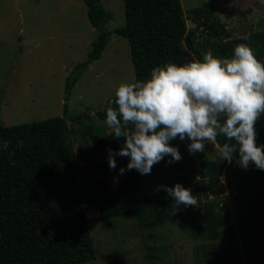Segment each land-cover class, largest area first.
I'll list each match as a JSON object with an SVG mask.
<instances>
[{
  "label": "trees",
  "instance_id": "obj_1",
  "mask_svg": "<svg viewBox=\"0 0 264 264\" xmlns=\"http://www.w3.org/2000/svg\"><path fill=\"white\" fill-rule=\"evenodd\" d=\"M82 1L89 24L97 30L90 42L89 63L100 58L108 43L111 33L104 30V24L112 16L100 0ZM123 8L124 25L112 33L127 40L137 79L147 77L150 69L163 61L182 63L202 58L209 49L214 55L228 56L235 44L245 42L231 38L211 3L187 10L186 16L181 0H123ZM187 21L194 28L188 29ZM201 37H206L205 43ZM247 40L257 42L254 52L264 60V31L253 33ZM87 63L77 65L66 79L65 99ZM112 100L114 97L94 113L96 120L85 112L68 115L64 104L62 116L9 127L0 124V140L8 141V147L0 150V264L93 261L95 250L87 215L94 210L102 220L135 219L141 235L149 239H155L154 232L171 219L186 223L188 236L196 243L194 264H264V233L259 234L264 227V170L252 164L239 166L235 154L230 161L192 157L186 146L190 141L185 138L174 144L181 159L168 163L166 156L148 174L135 168L120 174L118 169L127 164V156H116L115 168L107 163V149H118L124 139L113 136V130L105 131L106 108ZM67 120L82 122V136L89 138L78 150L70 144ZM256 129L257 143L264 142V114L257 120ZM225 139L218 135L214 142L223 144ZM222 169L236 209L237 226L230 223L232 212L218 198ZM111 177L117 179L115 187L110 184ZM176 182L190 188L198 203L181 204L169 215L165 210H170L172 198L164 189H157ZM243 228L252 229L254 234L246 235ZM237 230L245 239L228 245L229 254L226 248L206 249L207 242L224 238L234 242ZM164 255L160 251L146 255V259L158 264L155 260Z\"/></svg>",
  "mask_w": 264,
  "mask_h": 264
},
{
  "label": "rangeland",
  "instance_id": "obj_2",
  "mask_svg": "<svg viewBox=\"0 0 264 264\" xmlns=\"http://www.w3.org/2000/svg\"><path fill=\"white\" fill-rule=\"evenodd\" d=\"M100 3L112 16L104 24V30L111 34L100 58L87 63L90 42L97 30L89 24L82 0H0L1 125L9 127L62 116L64 104L70 111L68 115L85 112L91 120H96L94 113L114 97L118 84L134 78L128 42L112 33L124 25L123 0H100ZM204 3L214 6L215 15L231 38L264 31V0H181L185 16L187 10ZM187 28L192 29L194 25L187 21ZM199 40L205 43L206 37ZM245 42L252 48L257 44L253 40ZM82 63H87L86 67L65 99L66 79ZM67 123L72 148L78 150L85 146L89 138L86 134L82 136L83 123L69 120ZM106 126V133L113 130ZM181 142L178 137L170 141L173 145ZM215 144L208 142L204 151L190 154L217 158ZM219 172L218 190L222 192L218 198L232 212L230 223L237 226L236 209L230 201L224 170ZM109 181L112 187L116 186V178L111 177ZM94 211L87 217L95 259L87 264H151L146 255L160 251L165 255L155 260L158 264H194L196 243L188 236L186 223L171 219L154 232L155 239H149L141 235L135 219L102 220ZM243 230L246 235L254 234L252 229ZM243 233L237 230L234 242L228 238L207 242L206 249L226 248L229 254L228 245L240 243ZM261 233L264 227L259 230ZM124 246L134 250L128 252Z\"/></svg>",
  "mask_w": 264,
  "mask_h": 264
},
{
  "label": "clouds",
  "instance_id": "obj_3",
  "mask_svg": "<svg viewBox=\"0 0 264 264\" xmlns=\"http://www.w3.org/2000/svg\"><path fill=\"white\" fill-rule=\"evenodd\" d=\"M246 41L247 34L237 35ZM115 105V106H113ZM264 114V60L258 59L249 43L233 46L231 55L217 56L209 49L202 58L182 63L166 60L154 65L143 79L120 82L114 100L106 108L105 123L113 136L123 137L121 146L107 149V163L116 167V156H127L118 171L135 168L148 174L165 157L171 163L182 158L174 138L190 141V153L204 151L205 144L224 136L215 144L221 160L238 157L239 166L250 164L264 170V142L257 143L256 122ZM8 141L0 140V150ZM170 196L169 215L181 204L196 205L190 188L176 182L161 184Z\"/></svg>",
  "mask_w": 264,
  "mask_h": 264
}]
</instances>
